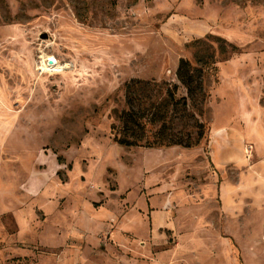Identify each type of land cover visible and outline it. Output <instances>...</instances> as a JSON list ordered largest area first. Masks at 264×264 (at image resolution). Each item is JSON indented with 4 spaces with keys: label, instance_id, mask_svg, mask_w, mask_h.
Returning a JSON list of instances; mask_svg holds the SVG:
<instances>
[{
    "label": "rangeland",
    "instance_id": "374dc122",
    "mask_svg": "<svg viewBox=\"0 0 264 264\" xmlns=\"http://www.w3.org/2000/svg\"><path fill=\"white\" fill-rule=\"evenodd\" d=\"M181 60L205 138L119 146L125 85L188 97ZM0 264H264V0H0Z\"/></svg>",
    "mask_w": 264,
    "mask_h": 264
},
{
    "label": "trees",
    "instance_id": "16d2710c",
    "mask_svg": "<svg viewBox=\"0 0 264 264\" xmlns=\"http://www.w3.org/2000/svg\"><path fill=\"white\" fill-rule=\"evenodd\" d=\"M198 70L192 68L186 60H181L176 76L186 89L187 96L177 98L178 86L166 90L161 98L163 85L138 79L125 85V100L128 110L120 117L121 129L117 132L115 142L125 148L161 149L181 147L191 149L205 138L204 126L196 122L197 137L189 134L175 133L169 120L171 113L177 112L179 106L187 108V101L203 92V81ZM157 127V131L148 137L147 128ZM115 128H113L114 130Z\"/></svg>",
    "mask_w": 264,
    "mask_h": 264
},
{
    "label": "crops",
    "instance_id": "0c3cea01",
    "mask_svg": "<svg viewBox=\"0 0 264 264\" xmlns=\"http://www.w3.org/2000/svg\"><path fill=\"white\" fill-rule=\"evenodd\" d=\"M254 168H256V166H253ZM225 192L227 193V188H223V209H224V217H225V222H224V226H223V230L226 234H228V236L230 238L235 237L233 235H231L228 230H227V222H229L230 220H234L233 217L234 215L241 209L240 206H233L231 203H229V200H225L224 194ZM235 221V220H234Z\"/></svg>",
    "mask_w": 264,
    "mask_h": 264
},
{
    "label": "bare ground",
    "instance_id": "6f19581e",
    "mask_svg": "<svg viewBox=\"0 0 264 264\" xmlns=\"http://www.w3.org/2000/svg\"><path fill=\"white\" fill-rule=\"evenodd\" d=\"M44 61L45 62H52V64L49 66L51 68H46L45 66L42 65V68L38 69V70H43L44 73H51V74H54V73H62V71L64 70H69L71 68L70 65H63L61 64L57 59L53 58V57H43Z\"/></svg>",
    "mask_w": 264,
    "mask_h": 264
},
{
    "label": "built area",
    "instance_id": "2783aa9c",
    "mask_svg": "<svg viewBox=\"0 0 264 264\" xmlns=\"http://www.w3.org/2000/svg\"><path fill=\"white\" fill-rule=\"evenodd\" d=\"M41 64H42L43 66H45L46 68H51V67L49 66L50 62H45V61L43 60V61L41 62ZM40 68H42V66H41ZM40 72L44 73L43 70H41Z\"/></svg>",
    "mask_w": 264,
    "mask_h": 264
},
{
    "label": "water",
    "instance_id": "95a60500",
    "mask_svg": "<svg viewBox=\"0 0 264 264\" xmlns=\"http://www.w3.org/2000/svg\"><path fill=\"white\" fill-rule=\"evenodd\" d=\"M52 64V62H50V65Z\"/></svg>",
    "mask_w": 264,
    "mask_h": 264
}]
</instances>
